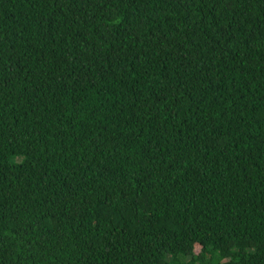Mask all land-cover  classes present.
I'll return each mask as SVG.
<instances>
[{
    "label": "trees",
    "instance_id": "trees-1",
    "mask_svg": "<svg viewBox=\"0 0 264 264\" xmlns=\"http://www.w3.org/2000/svg\"><path fill=\"white\" fill-rule=\"evenodd\" d=\"M0 264H264V0H0Z\"/></svg>",
    "mask_w": 264,
    "mask_h": 264
}]
</instances>
